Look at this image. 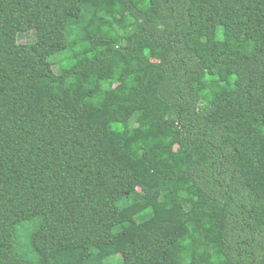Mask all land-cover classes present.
Segmentation results:
<instances>
[{"label":"trees","instance_id":"trees-1","mask_svg":"<svg viewBox=\"0 0 264 264\" xmlns=\"http://www.w3.org/2000/svg\"><path fill=\"white\" fill-rule=\"evenodd\" d=\"M114 255L264 264V0H0V264Z\"/></svg>","mask_w":264,"mask_h":264},{"label":"rangeland","instance_id":"rangeland-1","mask_svg":"<svg viewBox=\"0 0 264 264\" xmlns=\"http://www.w3.org/2000/svg\"><path fill=\"white\" fill-rule=\"evenodd\" d=\"M90 1H92L93 3H96L99 0H90ZM107 10L112 11L111 8H107ZM149 15L153 16L154 13L152 11H150ZM34 38H35V34L33 32H27V33L21 34L19 37V40L24 45V48L12 51L9 55L10 63L14 64V65H19L21 67L23 73L25 74V76L27 78H29L30 80L36 79L43 74V70L40 67H37L35 65H27L26 64V59H27L28 52H29L28 44L31 41H33ZM199 78H200V80H202L203 76L200 75ZM202 97H203L202 103H206L210 99V93L206 88L203 89V91H202ZM133 169L139 175L147 172V166L143 161L136 162L133 166ZM166 212L169 215H171L173 218H177L179 216L178 211L166 210ZM38 220L39 219H35L33 221L25 222L23 224L22 228L23 229H32L37 225ZM80 226H82L81 230L78 231V233H76L74 235V239L72 241V244H74V246H84V247L92 246L95 242H97L98 240H100L102 238V236L106 230V226L104 223L98 225V224H94L92 222H85V223H82ZM23 232L24 231L22 230V233L20 235L23 236ZM90 232H91V235L89 234ZM95 232H97V234H98L96 237L94 236ZM24 234L27 235L26 232H24ZM87 234H89V235H87ZM77 239H79L78 243L76 242ZM22 240H23V238L21 237V241ZM23 251L25 253H28L31 251V247L27 246ZM106 264H122V262L120 260L119 255H114V256L110 257V260L108 262L106 261Z\"/></svg>","mask_w":264,"mask_h":264}]
</instances>
